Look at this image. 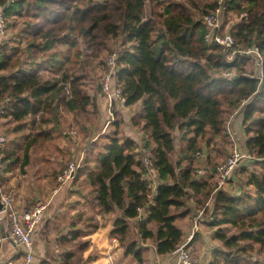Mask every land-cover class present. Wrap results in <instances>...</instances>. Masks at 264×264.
Masks as SVG:
<instances>
[{"label": "trees", "instance_id": "16d2710c", "mask_svg": "<svg viewBox=\"0 0 264 264\" xmlns=\"http://www.w3.org/2000/svg\"><path fill=\"white\" fill-rule=\"evenodd\" d=\"M218 7L221 16L247 15L229 33L235 51L239 45L256 49L262 60L259 76L247 74L249 59L236 54L229 62L220 46L206 42L203 19ZM3 9L8 37L0 46V119L13 135L23 136L27 122L31 132L22 145L13 141L4 148L1 189L15 169L26 174L39 139L51 138L33 131L51 125L56 130L61 111L76 116L93 106L85 89L87 68L96 63L106 71L108 58L117 53L114 80L123 106H142L132 120L141 142L106 135L100 148L94 143L84 153L76 175L85 176L101 215L121 213L110 238L137 264L143 259L132 230L139 240L155 243L158 257L171 256L184 240L177 223L190 215L188 201L193 198L195 209L207 213L202 201L214 194L213 222L206 226L217 228L212 238L219 248L211 264H243L253 252L264 253V0H223L221 5L218 0H0ZM114 41L120 44L111 50ZM251 98L243 114V122L250 123L245 146L253 170L245 183L251 192L241 189L235 196L217 190L216 168L202 166L207 173L198 176L194 161L203 162L199 140L208 133L220 136L225 121ZM175 129L184 132L186 142L176 163L171 160ZM143 159L155 172V191ZM130 220L137 221L134 227Z\"/></svg>", "mask_w": 264, "mask_h": 264}, {"label": "rangeland", "instance_id": "374dc122", "mask_svg": "<svg viewBox=\"0 0 264 264\" xmlns=\"http://www.w3.org/2000/svg\"><path fill=\"white\" fill-rule=\"evenodd\" d=\"M147 6L149 7V5ZM219 20L220 25L222 27L221 32L225 34L230 32L235 25L240 23L241 18L237 17L235 14H232L229 15V17L220 16ZM7 37L5 39H7ZM109 44L111 45V50H116L117 46L120 43L119 41H114L110 42ZM239 49L238 51L243 52L246 51L247 48L244 49L242 45H239ZM243 57H245L247 60L249 59L246 64L247 74L250 76H253V74L255 76H259L260 74L258 73L262 70L260 69V59L255 54H248L244 55ZM226 60L230 62L232 61V58L228 57L226 58ZM105 72L106 71L101 72V69L96 67V63L93 66L87 68V73L84 77L86 83L85 89L93 99V106L88 107L85 112L80 113L76 116L61 111L59 113V124L56 130H51L53 127L51 125L49 127L43 128V130L41 128L38 129L37 132L33 131L31 133V135L34 136L35 133H40L41 131H44V133H50L52 139L50 138V140H45L42 136L39 139V144L31 150L30 165L28 166V168H26L27 174L30 175V178L32 177V175H34L35 177L44 176L45 178H48V180L51 181H49V183H51V187H57V176L60 175V173L71 161L78 158L77 156L80 152L88 154L94 143L100 148L103 145L102 143H105V137L112 136L115 133L118 134L120 140L136 139L139 141L142 139L141 132L132 125V120L136 119L142 114L141 103L133 107H124L115 103L112 106L111 111L109 112L107 99L100 88V85L103 81L102 78ZM252 101L253 98L245 101L243 104H241L240 108L225 121L220 136L214 137L210 133H208L203 140H199L198 146L199 152H201V156L209 155L210 158L207 162L205 159L202 158L203 162L201 164H199V162L195 160L194 168L201 169L206 165L209 168L208 171L212 172L214 168L223 165L230 158L234 151H237L240 157L246 155L253 158L249 154L245 146L246 140L248 139L245 129L250 125V123L248 124L243 122V114L245 112V109L247 105L250 104V102ZM108 122H110V124L107 128L106 126L108 125ZM3 123L4 122H2V120L0 119V132L7 137L8 144L12 143L13 141H16L17 143H21L22 145L24 143V135H26V133L31 132L28 130V127H31L30 122H27L28 127H26L25 132L22 134L23 136L13 135L11 133L10 126ZM182 134H184V132H180L177 129L172 131V136L174 137L176 143V150L171 155V160L174 163H176V161L179 159V153L182 149H184L186 144L185 140H182ZM189 137H191V135H189ZM207 140H209L210 142L208 146L205 147L204 143ZM140 142L141 141H139V143ZM245 167H247V173H244L246 172L244 171ZM256 169L259 170V167H257ZM252 170L253 163H248L247 159H239L237 161V166L233 168L229 175V181L231 180V178H235L236 182L230 184L228 181L225 185L218 186L217 190L221 189L222 191H226L227 193L235 196L240 194L239 190L241 189L244 192L250 191V188L247 187L245 183V177ZM17 174L19 175V171L18 169H15L14 171H12V173H9L8 176L12 177L13 175ZM75 179L71 182L74 183ZM18 181L19 180L17 177V182ZM214 181L217 183V177H215ZM18 183L19 184L17 185V187L20 188V190H25V187H27V185H33V182L30 183V180L28 179H22ZM77 184L80 185V183ZM10 190L12 191V196L14 197L15 207H25L26 204H17L21 206L16 205L14 195H16L17 189L15 190L14 186H10V184L8 183L5 184L4 188H2V191H5L6 193H8ZM213 196L214 194L208 200L202 201V204L204 203L203 207L207 208V213H205V216L203 217L205 220H208L211 217L210 215L212 213L211 208L213 204ZM188 203H190L191 207V213L189 215L190 217L197 215L201 211L195 209V203L193 198L190 199ZM5 223V227L7 228V230H9V223L6 220ZM131 226L134 227V225ZM202 230L203 233H201V236L197 238L195 247L197 259H200V261H198V264H206L201 256L203 251L207 249H214L215 246H218L219 248V244L217 242H212L209 236H205V232L208 233L209 230L204 228H202ZM213 230L216 232L217 228ZM132 233V238L135 239L137 242L136 244L139 248L143 263L145 262V264H157L159 261H149V247L151 248L153 246V242L151 240L143 242L139 240L134 230H132ZM230 233V235H232V233L234 232L230 231ZM134 259L132 260L131 258L130 264L137 263ZM215 259L216 258L212 257V261L215 262ZM263 262L264 253L259 254L255 251L243 264H263ZM218 264L225 263L224 261L220 260Z\"/></svg>", "mask_w": 264, "mask_h": 264}, {"label": "crops", "instance_id": "0c3cea01", "mask_svg": "<svg viewBox=\"0 0 264 264\" xmlns=\"http://www.w3.org/2000/svg\"><path fill=\"white\" fill-rule=\"evenodd\" d=\"M82 153L84 154V152L79 154ZM17 177L18 182L28 179L30 183L33 182V185H27L25 190H20L17 187L19 184ZM84 178L85 176L81 175L76 177L74 183L69 182L64 186L51 187L48 178L34 175L30 178L27 170L23 176L18 174L12 177L7 176V184L17 189L14 195L16 205H43L45 207L43 222L33 235L34 264L56 262L60 264H130L131 258L134 259L133 256L125 253V249L116 239L110 238L114 222L121 217V213L117 211L114 214L101 215L94 203V194L90 192ZM193 217L186 216L178 220L177 226L182 231L184 239L191 232ZM5 220L0 215V229L5 235V239L0 244V264L6 262L22 264L21 250L6 237ZM136 223L137 221H128L129 225ZM207 226H201L200 232L196 233L192 242L191 247L196 257V242L203 233L202 228L209 230L208 233L205 232V236H209L214 242L212 237L215 228ZM152 244L153 246L149 247V261L168 263L171 257H158L156 245L154 242ZM217 249L218 246H215L214 249L202 252L201 256L206 264H211L213 252Z\"/></svg>", "mask_w": 264, "mask_h": 264}, {"label": "built area", "instance_id": "2783aa9c", "mask_svg": "<svg viewBox=\"0 0 264 264\" xmlns=\"http://www.w3.org/2000/svg\"><path fill=\"white\" fill-rule=\"evenodd\" d=\"M165 0H159V2H164ZM223 0H218V4L221 5ZM220 16L221 8L218 7L217 10L209 15L205 16L203 23L208 29V33L205 37L207 43H212L217 46H220L226 53V58H232L234 60L236 54L238 55H248L255 54L257 57V51L255 48L248 49L243 52L235 51V40L233 36L228 32L221 34L222 27L220 25ZM243 20H247V15L243 14L241 17ZM8 32V27L6 24L5 16L3 10H0V46L5 40ZM238 52V53H237ZM117 53L112 54L107 60V70L103 75L101 91L107 99V105L109 112L112 109L113 101L116 104L121 106L125 103V98L122 95L120 87L116 85L114 80V72L116 69V60ZM260 69H262V60L260 59ZM227 76V75H223ZM9 100H5L8 102ZM3 107L0 105V116L3 115ZM110 124V122H108ZM8 144V139L0 132V163L3 159L2 152ZM198 155V154H197ZM205 156V155H204ZM204 156H198L205 159ZM78 158L71 161L65 169L57 176L56 181L59 186H64L67 183L75 179L77 172L83 161L84 154H79ZM252 159L250 156H241L238 155L237 151H234L230 158L223 164L216 168L217 172V185L223 186L229 181V175L234 167L237 166V161L239 159ZM143 163L146 169H148V177L152 184V188L155 191L158 183L156 181L155 172L151 168V164L148 159H143ZM197 175H205L206 170L198 169L196 172ZM1 193V202L3 204V211L0 213L1 216L6 219L9 223V230L6 232V237L14 244L15 247H18L23 255L22 264H34L35 261V251L33 245V235L43 222L45 207L43 205H36L31 207H15L14 197L12 196V191L8 193L2 191ZM204 209L201 210L197 215L193 217L192 228L190 234L185 238L184 243H182L170 256L171 260L168 263L159 261L157 264H198V259L194 255L193 248L191 247L192 242L196 233L200 230V227L203 225H208L213 222V218L210 217L208 220H205ZM5 239L3 231L0 229V244ZM4 264H12L6 262ZM53 264H60L58 262Z\"/></svg>", "mask_w": 264, "mask_h": 264}, {"label": "water", "instance_id": "95a60500", "mask_svg": "<svg viewBox=\"0 0 264 264\" xmlns=\"http://www.w3.org/2000/svg\"><path fill=\"white\" fill-rule=\"evenodd\" d=\"M4 12V9H3ZM3 211V204L1 202V193H0V213Z\"/></svg>", "mask_w": 264, "mask_h": 264}]
</instances>
